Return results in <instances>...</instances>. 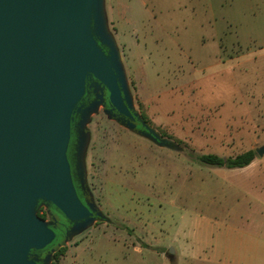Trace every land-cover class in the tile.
<instances>
[{
	"label": "rangeland",
	"instance_id": "rangeland-1",
	"mask_svg": "<svg viewBox=\"0 0 264 264\" xmlns=\"http://www.w3.org/2000/svg\"><path fill=\"white\" fill-rule=\"evenodd\" d=\"M105 7L135 111L180 147L161 148L96 110L86 126L85 182L104 218L72 238L57 264H192L181 250L205 251L215 207H232L218 204L208 180L239 172L195 157L264 145V0H105Z\"/></svg>",
	"mask_w": 264,
	"mask_h": 264
},
{
	"label": "water",
	"instance_id": "water-1",
	"mask_svg": "<svg viewBox=\"0 0 264 264\" xmlns=\"http://www.w3.org/2000/svg\"><path fill=\"white\" fill-rule=\"evenodd\" d=\"M88 76L106 88L109 104L125 118L120 125L134 132L131 121L140 116L130 113L133 99L105 0H0V264H37L30 252L55 238L38 215L45 204L70 223L64 244L104 218L78 197L66 155L71 114ZM98 105L83 111L81 129ZM141 124L138 135L178 150ZM88 143L83 131L76 147L80 178ZM255 153L262 158L264 145ZM53 252L43 264H51Z\"/></svg>",
	"mask_w": 264,
	"mask_h": 264
},
{
	"label": "crops",
	"instance_id": "crops-1",
	"mask_svg": "<svg viewBox=\"0 0 264 264\" xmlns=\"http://www.w3.org/2000/svg\"><path fill=\"white\" fill-rule=\"evenodd\" d=\"M119 10L114 5L112 14L117 28L121 19ZM227 170L239 172L230 179L215 182L218 177L214 175L208 181L212 182V189L218 188V193L224 189L222 195H216L218 204L225 202L232 205L231 209L225 207L223 211L222 205L212 209L215 229L210 244L201 252L193 246L186 253L182 249L181 257L192 264H264V156H256L245 168ZM71 250L68 247L64 260Z\"/></svg>",
	"mask_w": 264,
	"mask_h": 264
},
{
	"label": "flooded vegetation",
	"instance_id": "flooded-vegetation-1",
	"mask_svg": "<svg viewBox=\"0 0 264 264\" xmlns=\"http://www.w3.org/2000/svg\"><path fill=\"white\" fill-rule=\"evenodd\" d=\"M104 52H107V48L102 47ZM108 92L106 88L102 85L96 83V80L92 76H88L85 80V92L83 97L77 103L75 109L71 114L70 119V138L67 147V159L69 162L70 172L73 180L74 187L78 194L80 200L85 203L86 201H91V197L86 186L85 177L80 178L79 172L77 170L78 167V159L76 156V147H77V140L78 136L84 132H87V128L85 127L84 130L79 127V122L81 121V115L83 111H85L90 105L94 102H98L97 108V115H102L109 119L110 121H114L120 125L121 121H125L124 116L120 115L117 110H115L109 104L108 99ZM132 115L136 114L137 112L135 109L130 110ZM140 119L137 117L134 118L133 122L136 125L134 129L135 134H139L140 131H143L144 128L142 127V122L145 125H150L146 122L145 118L139 113ZM91 122V118L89 119V123ZM88 123V124H89ZM87 124V125H88ZM122 126V125H121ZM151 128V127H150ZM46 206V208H45ZM45 206L38 208V215L48 223V226L54 231L55 238L53 242L39 251H31L30 257L36 261L37 264H43L44 258L50 253L55 254L62 246H65L64 240L66 237V231L70 228V223L64 218V216L56 210L52 205L45 204ZM51 256V259H52Z\"/></svg>",
	"mask_w": 264,
	"mask_h": 264
},
{
	"label": "trees",
	"instance_id": "trees-1",
	"mask_svg": "<svg viewBox=\"0 0 264 264\" xmlns=\"http://www.w3.org/2000/svg\"><path fill=\"white\" fill-rule=\"evenodd\" d=\"M174 149H178L179 143H172ZM255 150H249L232 157H219L214 154H204L195 157V161L201 165H206L215 168H225V169H242L249 166L256 157ZM57 210V209H56ZM66 252L65 246H62L55 254L52 256L51 264H57L60 256ZM31 258V257H30ZM32 259V258H31Z\"/></svg>",
	"mask_w": 264,
	"mask_h": 264
}]
</instances>
